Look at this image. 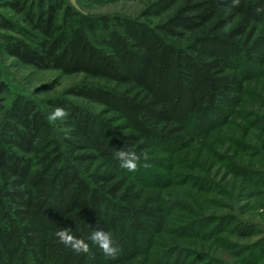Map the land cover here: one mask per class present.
I'll use <instances>...</instances> for the list:
<instances>
[{"label":"trees","instance_id":"1","mask_svg":"<svg viewBox=\"0 0 264 264\" xmlns=\"http://www.w3.org/2000/svg\"><path fill=\"white\" fill-rule=\"evenodd\" d=\"M6 8L3 54L83 75L88 82L66 95L101 110L55 99L53 123L29 98L0 101V264L181 258L182 238H199L213 219L194 220L198 211L167 189L168 177H185L192 153H214L212 138L231 130L255 98L251 86L264 76V0H155L134 18L82 15L63 0H10ZM254 118L255 128L264 125V114ZM154 166L167 177L140 176ZM234 169L254 182L249 164ZM209 185L199 180L196 189L208 194ZM186 222L195 231L182 233Z\"/></svg>","mask_w":264,"mask_h":264},{"label":"rangeland","instance_id":"2","mask_svg":"<svg viewBox=\"0 0 264 264\" xmlns=\"http://www.w3.org/2000/svg\"><path fill=\"white\" fill-rule=\"evenodd\" d=\"M9 1L0 0V13L11 17L6 8ZM63 1L82 15L134 18L155 0ZM151 21L154 23L159 19L153 18ZM0 82L4 86V92L0 95L3 105L8 106L17 97L29 98L53 123L57 116L49 102L55 99L66 98L85 106L94 114L100 113L101 110L66 95L69 89L88 82L83 75L64 76L58 71L37 70L24 66L5 56L1 49ZM258 83L259 85L251 86L252 91H255V98L248 101L243 117L234 121L231 130L218 133L208 144L214 153H192L184 167L185 177H168L173 180V184L167 189L175 190L183 197L185 203L194 211H198L199 215L194 220L201 216L213 219L209 227L201 231L199 238L188 237L191 235L182 238L181 247L185 249V253L181 258H173L172 264H264V251L260 252L264 246V184L260 186L257 182L264 179V125L259 128L252 125L256 123L254 117L264 114V76ZM256 98L258 100H255ZM226 134L228 136H225ZM235 164L250 165L254 171L252 184L235 176ZM179 165L178 160L172 166V171L177 173ZM156 174L167 177L163 170L155 166L149 168L146 173L142 172L140 176L143 179L156 180ZM199 180L210 183L207 186L210 193H202L200 188L196 189ZM179 213L173 212L174 218H177ZM229 217L233 219L231 226L225 221ZM189 225L190 222L182 225L185 226L182 233L195 231L194 226ZM241 226L250 228L251 233L240 237L235 230ZM212 228H217L220 232L215 233Z\"/></svg>","mask_w":264,"mask_h":264}]
</instances>
